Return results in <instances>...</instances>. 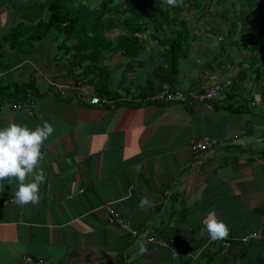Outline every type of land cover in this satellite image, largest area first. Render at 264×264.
Wrapping results in <instances>:
<instances>
[{"label": "crops", "instance_id": "0c3cea01", "mask_svg": "<svg viewBox=\"0 0 264 264\" xmlns=\"http://www.w3.org/2000/svg\"><path fill=\"white\" fill-rule=\"evenodd\" d=\"M30 1L0 0V127L48 120L55 132L42 148L38 204H16L18 182L0 181V264H24L23 256L36 264H264V241H241L264 233V81L254 79L242 20L212 1L161 34L148 27L135 54L100 47L90 61L60 30L11 43L7 34ZM226 78L214 101L192 106L69 99L77 79L88 94L119 98L155 92L163 81L187 92ZM13 83L27 85L24 97L8 94ZM51 84L63 93L47 94ZM24 99L31 112L14 107ZM200 136L224 143L193 153L190 141ZM209 213L226 222V238L204 231ZM131 229L154 242L132 243Z\"/></svg>", "mask_w": 264, "mask_h": 264}, {"label": "trees", "instance_id": "16d2710c", "mask_svg": "<svg viewBox=\"0 0 264 264\" xmlns=\"http://www.w3.org/2000/svg\"><path fill=\"white\" fill-rule=\"evenodd\" d=\"M212 1L220 4V13L230 14L236 20L240 18L246 25L245 49L254 67V79L264 81V0H232L229 3L227 0H183L176 7L168 6L165 0H31L22 19L7 36L11 43L19 37L35 40L55 29L69 35L75 50L90 61L93 60L92 52L100 47L135 54L142 47L143 34L148 27L161 34L163 26L170 28L182 24L180 18L185 11L199 10ZM253 17L261 19L251 24ZM113 31L116 33L111 34ZM173 45L169 43L170 53ZM169 60L172 68L175 59L170 55ZM11 86L9 95L24 97L27 85L13 83Z\"/></svg>", "mask_w": 264, "mask_h": 264}, {"label": "clouds", "instance_id": "9594fccd", "mask_svg": "<svg viewBox=\"0 0 264 264\" xmlns=\"http://www.w3.org/2000/svg\"><path fill=\"white\" fill-rule=\"evenodd\" d=\"M165 2L170 7H176L182 4L183 0ZM54 132L55 128L48 120H43L34 128L16 122L0 127V181L15 179L18 182L14 202L20 206L35 205L40 201V185L45 181L43 170H38L44 159L42 148ZM148 203L145 197L140 200L138 206L144 208ZM203 224L204 231L213 241L229 235L230 230L226 222L214 213H209ZM140 250H144L142 244Z\"/></svg>", "mask_w": 264, "mask_h": 264}, {"label": "built area", "instance_id": "2783aa9c", "mask_svg": "<svg viewBox=\"0 0 264 264\" xmlns=\"http://www.w3.org/2000/svg\"><path fill=\"white\" fill-rule=\"evenodd\" d=\"M83 80H76L70 83V93L69 99L82 106H106L107 108H112L120 103L129 104H165L169 102H179L186 106H192L193 104H198L200 102H212L215 100L219 92L230 84V79L226 78L223 82H219L212 79L208 86L203 90L197 91H187L183 92L181 90L173 88L167 81H163L157 91L146 94L144 96L136 95H125L119 98H108L99 97L97 95L88 94L84 90ZM63 86L60 84H51L47 89L46 93L49 95H61L63 93ZM13 105L15 108H22L28 112H31L32 104L27 99L14 101ZM223 144L224 142H218L214 138L208 136H200L193 138L190 141V148L193 153L198 152H208L211 151L218 144ZM170 190L167 188L163 192V197L161 203H165L166 199L170 194ZM110 216L113 221H115L119 226L124 227V222L122 216L118 212H110ZM130 241L134 243L137 238L144 237L147 242H154V235H149L147 232H138L135 229L129 230ZM263 240L264 233L250 232L241 237L242 242H248L251 240ZM22 262L24 264H36L37 261L31 256H23ZM47 264H59L57 262H48ZM114 264V263H111Z\"/></svg>", "mask_w": 264, "mask_h": 264}]
</instances>
